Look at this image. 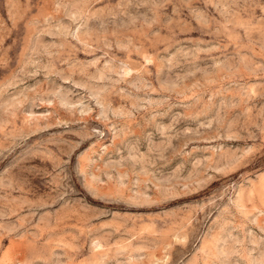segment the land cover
<instances>
[{"label": "rangeland", "instance_id": "374dc122", "mask_svg": "<svg viewBox=\"0 0 264 264\" xmlns=\"http://www.w3.org/2000/svg\"><path fill=\"white\" fill-rule=\"evenodd\" d=\"M0 264H264V0H0Z\"/></svg>", "mask_w": 264, "mask_h": 264}]
</instances>
